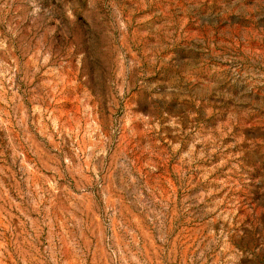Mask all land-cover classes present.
I'll use <instances>...</instances> for the list:
<instances>
[{"label": "rangeland", "instance_id": "1", "mask_svg": "<svg viewBox=\"0 0 264 264\" xmlns=\"http://www.w3.org/2000/svg\"><path fill=\"white\" fill-rule=\"evenodd\" d=\"M0 264H264V0H0Z\"/></svg>", "mask_w": 264, "mask_h": 264}]
</instances>
